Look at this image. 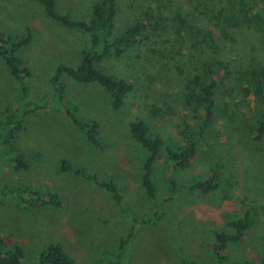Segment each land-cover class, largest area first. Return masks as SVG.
<instances>
[{
	"label": "rangeland",
	"instance_id": "374dc122",
	"mask_svg": "<svg viewBox=\"0 0 264 264\" xmlns=\"http://www.w3.org/2000/svg\"><path fill=\"white\" fill-rule=\"evenodd\" d=\"M257 1L264 8V0ZM55 2L59 12L87 20L93 0ZM175 8L182 15L190 10L187 0H116L113 34L141 18L149 19L153 29L147 40L96 63L132 85L118 109L110 107L108 94L98 85L62 78L66 100L78 107L80 116L98 122L101 148L85 140L61 107L51 106L29 116L12 140L28 167L11 171L0 157V233L22 248L19 264H37L36 255L48 243H59L73 264H107L130 229L120 254L128 264H221L210 249L212 232L227 229V222L244 212L251 216V226L242 239L225 247L223 264H264V139L253 138L250 94L233 93L237 101L225 109L230 118L210 123L188 167L171 170L162 150L152 170L153 198L145 196L140 184L144 151L130 138L127 124L142 118L149 132L169 146L195 135L200 120L183 94V77L194 73L197 52L167 31ZM26 27L31 38L19 55L30 70L33 89L41 94L54 67L76 64L90 39L50 19L31 0H0V32L19 35ZM241 43L246 51L256 40L244 29ZM261 45L254 47L261 50ZM17 96L18 83L0 59V113L12 108ZM62 161L112 183L119 200L72 168L62 169ZM208 174L218 184L215 189L200 193L185 187ZM168 178L175 188L170 200ZM18 186L43 197L54 193L58 202L31 200L21 207L9 192Z\"/></svg>",
	"mask_w": 264,
	"mask_h": 264
},
{
	"label": "trees",
	"instance_id": "16d2710c",
	"mask_svg": "<svg viewBox=\"0 0 264 264\" xmlns=\"http://www.w3.org/2000/svg\"><path fill=\"white\" fill-rule=\"evenodd\" d=\"M31 1L37 3L47 17L65 28L85 33L90 41L89 45L81 50L76 64H58L54 67L46 82V92L38 94L33 89L30 70L19 55L20 49L30 41L29 28L26 27V31L19 34L20 36L0 32V59L7 67L9 76L18 83L15 105L0 113V157L11 171L25 170L28 167L23 152L12 144L15 135L23 129L29 116L51 106L61 107L64 115L82 133L85 140L93 147L101 148L103 145L98 135V122L93 118L80 116L78 107L66 100L62 78L68 77L77 83L98 85L108 94L110 107L118 109L132 85L123 78L100 70L96 63L104 58L118 57L133 44L147 40L153 30L150 28L151 21L141 18L136 19L120 33L113 34L116 0H93L87 20L73 19L70 15L59 12L55 0ZM257 2L187 0L190 10L187 9L183 15L175 8L167 31L176 37V41L183 44L182 46L186 45L188 50L197 52L196 63L191 64L194 73L183 77V80L186 79L183 94L198 113L200 120L195 135L180 144L169 146L165 145L160 135L149 132L148 125L142 118H134L127 124L130 138L144 151L140 184L147 198L154 197L152 170L162 150H165L171 170L188 167L197 151V141L210 123L216 119L230 118L225 109L229 102L237 101L233 93L240 97L249 94L253 97V138L264 139V8L261 5L257 7ZM244 29L256 40L246 51L242 48V43L240 44ZM257 44H262L261 50L255 49ZM237 52L240 53L239 56H236ZM71 168L78 177L92 180L94 184L107 190L115 202L119 200L118 189L112 183L98 180L95 174L86 173L82 167L62 161V169ZM169 182L171 190H168L170 194L168 193L167 200L172 198L171 193L175 191L172 179ZM217 186L214 176L208 174L206 177L200 176L191 180L185 187L190 191L206 193ZM9 192L15 196V204L20 203L21 207H27L31 200L56 204L58 202L56 194L47 193L46 197H43L27 186L11 187ZM141 222H148V219ZM251 223V216L244 212L243 215L228 221L227 229L213 230V246L210 249L219 263L223 264L225 260V247L242 239ZM130 236L131 229L120 238L115 247L118 252L112 254L113 259H107V264H128L120 259V254ZM262 238L264 241V235ZM107 253L110 255L112 252ZM22 257L23 250L19 244L0 233V264H19ZM35 259L37 264H73L59 243H48Z\"/></svg>",
	"mask_w": 264,
	"mask_h": 264
}]
</instances>
